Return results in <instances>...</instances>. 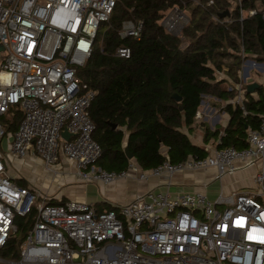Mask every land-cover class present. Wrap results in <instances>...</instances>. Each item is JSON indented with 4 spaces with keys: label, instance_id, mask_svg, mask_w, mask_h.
I'll use <instances>...</instances> for the list:
<instances>
[{
    "label": "built area",
    "instance_id": "2783aa9c",
    "mask_svg": "<svg viewBox=\"0 0 264 264\" xmlns=\"http://www.w3.org/2000/svg\"><path fill=\"white\" fill-rule=\"evenodd\" d=\"M118 1L0 0V250L17 231L16 218L36 214L20 259L7 263L264 264V114L258 128H248L244 147L211 141L204 156L189 155L180 162L167 157L149 170L134 161L122 171L98 164L101 147L93 138L90 115L97 92L79 69L86 66L100 33L103 39L107 29L101 31V25L110 20ZM168 18L170 31L174 25L169 27ZM143 25L142 20L125 19L119 36L139 38ZM114 55L127 59L132 49L120 45ZM256 64L251 60L250 66ZM242 80L232 82L230 89L242 94L245 73ZM18 109L21 123L8 132L3 118L15 116ZM203 116L198 110L196 118ZM65 129L70 138L62 135ZM5 138L11 154L42 159L54 174L52 182L62 172L50 164L69 161L75 178L88 184L156 177L166 179L167 188L148 189L116 210L101 212L85 201L52 203L57 194L31 182L21 185L9 173ZM250 167L257 168L252 187L215 199L199 190H171L179 173L213 168L216 181Z\"/></svg>",
    "mask_w": 264,
    "mask_h": 264
},
{
    "label": "trees",
    "instance_id": "16d2710c",
    "mask_svg": "<svg viewBox=\"0 0 264 264\" xmlns=\"http://www.w3.org/2000/svg\"><path fill=\"white\" fill-rule=\"evenodd\" d=\"M210 1H118L102 39L103 49L95 45L86 66L79 69L83 81L97 92L90 115L95 123L93 138L101 147V167L122 171L134 161L149 170L167 157L180 162L189 155L204 156L205 145L196 144L191 138L199 125L205 127V144L215 139L220 147H244L248 128L260 126L264 81L255 92L245 88L243 103H234L236 89H229L228 80L219 78L217 73L223 72L239 82L244 59L264 62V0ZM174 7L190 17L178 35L161 23ZM253 9L255 14L243 15ZM226 11L230 14L221 17ZM125 19L143 21L139 38L119 36ZM120 45L131 47L130 58L114 55ZM174 93L182 100L177 101ZM206 95L224 101L221 110L230 115L226 126L211 129L203 120L197 121L196 114ZM22 118L18 109L15 116L5 119L8 132H15ZM65 201L52 199V203ZM95 205L99 212L117 209L104 201ZM35 216L33 211L16 218L17 231L0 250V259H20L21 245Z\"/></svg>",
    "mask_w": 264,
    "mask_h": 264
},
{
    "label": "crops",
    "instance_id": "0c3cea01",
    "mask_svg": "<svg viewBox=\"0 0 264 264\" xmlns=\"http://www.w3.org/2000/svg\"><path fill=\"white\" fill-rule=\"evenodd\" d=\"M256 62H257V64L255 66H253V65L250 66L248 71L250 73V76L253 77L256 81L263 82L264 81V62H260V61H256ZM238 76H239V74H238ZM262 79H263V81H262ZM254 95L256 97L258 96L257 94H254ZM242 98H244V95H242ZM217 105L215 106V105H212L210 102H207L205 104L204 109H202V111L204 112L203 113L204 116L201 119H203V121L207 124L206 126L210 127L211 129H213L216 126L224 127L228 124V122L230 120L229 113L226 112L225 110L221 111L222 107L217 106ZM204 129H205V127L199 125V127L192 134L191 138L194 141V143L200 145V143L198 141H203V134L202 133H203ZM211 141L215 142L216 140L211 139L209 142H211ZM9 143H10V140H8V138H5L3 140L2 146L5 149V151L10 153ZM164 152H166V149H164ZM7 157H8L9 163H10V165L8 167V171L11 175L14 174L13 176H14V178H16L15 180L18 181V180L26 179L24 175H21L18 171H16L20 175V177L17 178L18 175L17 174L15 175L14 171L12 170L13 167H12L11 156L7 155ZM36 159L37 158H34V159L27 158V160H29L31 163H35L37 161ZM38 159H40V158H38ZM64 163H65V166H64L63 170L61 171L62 172L61 175H62V177L65 178V182L69 181V180H75L76 178L73 175V172H74L73 163H70L69 161H65ZM252 169H253V173H252V177H253V174L256 172L257 168L252 167ZM241 171L242 170L236 171V172H234L232 174H228L226 176L231 175L234 178L244 180V178L241 176ZM216 173H217L216 170L213 168H210L208 170L186 171L183 173H179L173 177V185L171 186V190L173 192H175V191L199 190V191L206 192L210 197L215 199V198H217V196L220 193H223V192H220L219 194H217V192H216L214 194H211V192H210L209 187L213 182H215L214 179H215ZM69 178H71V179H69ZM49 180H51V178H49ZM252 181H253V178H252ZM166 184H167V180L163 179V178L152 177V178H150L149 181H138L134 177H131L128 180H119V181L112 183V184H101L99 186L96 194L93 195L94 197L92 196L90 198L91 200H85L86 198L83 200L85 202H88V203H95L98 201H104V202H109V203L114 204V205H119L121 203H125V202L132 200L138 193H141L143 191H147L148 189L167 188ZM240 188H244V187H239V188L237 187V188H235V189L233 188V189L236 190V189H240ZM47 189L50 192L57 194L56 197L58 199L61 198V194L55 192L51 188V186H49L48 188H46L44 190H47ZM233 189L231 190V192L233 191ZM231 192L229 191V193H231ZM229 193H226V194H229ZM73 200H75V199H73ZM83 200H81V201H83Z\"/></svg>",
    "mask_w": 264,
    "mask_h": 264
},
{
    "label": "rangeland",
    "instance_id": "374dc122",
    "mask_svg": "<svg viewBox=\"0 0 264 264\" xmlns=\"http://www.w3.org/2000/svg\"><path fill=\"white\" fill-rule=\"evenodd\" d=\"M174 12H173V8L168 10V12H166V15L164 16V18L161 20V23H166V20L168 17H169L168 18V21H169L170 18L172 17V14H174ZM178 13H179V16H180L182 21L184 20L183 15L184 14L188 15L184 10H181L180 8H179ZM184 25H186V24H184ZM108 27H109V23L103 22L101 25V28H102L101 31L108 29ZM96 45H98V46L102 45L101 33L99 34ZM251 60H254V58L244 59L243 64H242L241 69H240L241 72L238 73L240 80H242V79L244 80L245 68L250 66ZM255 61H257V60H255ZM217 74H218L219 78H226L228 80V83H229L228 88L229 89L233 86L232 82H236L234 80V78L228 77V75H226L223 72H221V74H219V73H217ZM262 81H263V79H262ZM246 83L247 82H244V85ZM235 91L237 93V96L233 100L234 103H242L243 98L240 97L241 91L238 89ZM242 92L243 93L241 95H244L245 91H242ZM207 102H210L212 105H215V106L217 104H218L217 106H224V101H222L216 97L206 95L204 98V102L201 104L199 110L204 109L205 104ZM7 118H12V117H10L9 115H6L3 118V120L5 121V119H7ZM202 120L203 119H201V118H197V121H202ZM198 142L202 146L205 144L203 141H198ZM2 149L6 153V155L11 156L12 167H13L12 170L14 171L15 175L16 174L18 175L17 178L20 177L19 173L21 175L25 176L26 179L18 180L19 183L23 181L24 186H29L28 183H30V182L33 183L35 186H38V187L44 188V189L51 186V188L55 192L61 194L62 198H65L66 200L67 199L68 200L75 199V200L81 201L85 198H86L85 200H91L90 198L96 194L99 186L101 185V183L88 184L86 182H82V181H79L77 179L69 180V181L65 182V178L62 177L61 174L57 175L55 177V179H54L55 182H52L51 180L54 177V174L47 170V168L44 164V161L42 159L37 158L36 159L37 161L35 163H31L29 160H27V158H18L16 156H14L13 154H10L9 152L5 151L3 146H2ZM50 166L52 168H55L56 170L58 169L59 171H62L64 166H65V163L63 161H60L56 164L51 163ZM16 171H18L19 173H17ZM252 173H253V169H252V167H250L248 169H244L241 171V176L244 178V180L234 178L231 175L230 176H224L220 180H216L215 182H213L210 185V187H209L210 192H211V194H214L216 192H217V194H219L220 192H223V194H226V193H229V191L231 192V190L233 188L235 189L237 187L239 188V187H245V186L248 188L252 187L254 185L253 181H252ZM49 178H51V180H49ZM69 179H71V178H69ZM210 198H212V197H210ZM82 202H84V200ZM101 210H103V209H101ZM7 262H11V261L0 259V264H9Z\"/></svg>",
    "mask_w": 264,
    "mask_h": 264
},
{
    "label": "water",
    "instance_id": "95a60500",
    "mask_svg": "<svg viewBox=\"0 0 264 264\" xmlns=\"http://www.w3.org/2000/svg\"><path fill=\"white\" fill-rule=\"evenodd\" d=\"M176 8L173 9V11L175 10ZM230 14L229 11H226L224 13H221V17H224V16H228ZM190 21V17L188 15H185V20L180 23L179 27L176 28V29H170V32L175 34V35H178L179 33H181L183 27L185 26L184 24H187L189 23ZM162 25H164L165 28H168V25L166 23H162ZM3 46L0 45V49H2ZM245 77L247 78V83H246V91L247 92H255V90L257 88H259L261 86V84H263V82H258L256 81L253 77L250 76V73L248 71V69H246V72H245ZM173 97L177 100V101H181L182 100V97L180 95H178L177 93H174L173 94ZM204 101H202L203 103ZM114 127H117L116 125H114ZM62 135L66 138H70L71 134L65 129L64 131H62ZM130 158H132V155L130 154L129 155Z\"/></svg>",
    "mask_w": 264,
    "mask_h": 264
},
{
    "label": "bare ground",
    "instance_id": "6f19581e",
    "mask_svg": "<svg viewBox=\"0 0 264 264\" xmlns=\"http://www.w3.org/2000/svg\"><path fill=\"white\" fill-rule=\"evenodd\" d=\"M177 10H175L174 14H172V17L170 18V20L168 21V24H169V27H172L173 26V29L176 27V26H179L180 23L182 22L180 16H179V13L178 11L176 12Z\"/></svg>",
    "mask_w": 264,
    "mask_h": 264
}]
</instances>
